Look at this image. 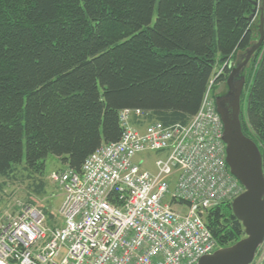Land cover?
Segmentation results:
<instances>
[{"label":"trees","instance_id":"trees-1","mask_svg":"<svg viewBox=\"0 0 264 264\" xmlns=\"http://www.w3.org/2000/svg\"><path fill=\"white\" fill-rule=\"evenodd\" d=\"M254 8L253 0H0V191L21 178L44 194L49 154L80 171L120 138L125 109L136 127L187 124L259 37ZM240 123L264 174V40L249 61ZM201 216L216 248L244 235L230 201Z\"/></svg>","mask_w":264,"mask_h":264},{"label":"built area","instance_id":"built-area-1","mask_svg":"<svg viewBox=\"0 0 264 264\" xmlns=\"http://www.w3.org/2000/svg\"><path fill=\"white\" fill-rule=\"evenodd\" d=\"M131 115L121 111L120 138L90 153L80 171L50 173L63 194L60 226L45 225L43 208L33 204L7 216L0 224V264H194L214 251L201 214L231 201L243 186L225 162L223 124L209 89L185 125L138 128ZM145 151L167 154L156 161L155 174L143 160L134 162ZM174 172L171 201L186 205V213L164 201ZM249 264H264V239Z\"/></svg>","mask_w":264,"mask_h":264},{"label":"water","instance_id":"water-1","mask_svg":"<svg viewBox=\"0 0 264 264\" xmlns=\"http://www.w3.org/2000/svg\"><path fill=\"white\" fill-rule=\"evenodd\" d=\"M254 13L259 10V37L239 51L226 79L213 94L216 111L222 124L225 143V162L230 173L244 190L232 199L233 215L241 222L243 237L203 255L194 264H249L264 239V174L262 155L257 144L241 129V94L249 61L264 40V17L261 0H253Z\"/></svg>","mask_w":264,"mask_h":264},{"label":"rangeland","instance_id":"rangeland-1","mask_svg":"<svg viewBox=\"0 0 264 264\" xmlns=\"http://www.w3.org/2000/svg\"><path fill=\"white\" fill-rule=\"evenodd\" d=\"M211 83H213V81H211ZM219 87H217L216 89H218ZM216 89H212V94L215 93ZM166 155L167 154L165 151H145L136 154L133 159L134 162L143 160L142 167L148 172L155 174L156 161L158 159H165ZM24 161L25 151L23 149L21 165L24 164ZM63 166L64 163L59 158L52 154L47 155L44 164L47 187L45 193L40 196H35V194L32 193L30 187H28V180L23 181V183L21 182V178L9 181V183L3 188V190L0 191V224L6 221L7 216L19 211L23 205L33 204L38 207L40 206L46 208L48 213H51L50 221L53 222L52 224H49L47 223L48 219H46L45 225L60 226L62 224V219L60 217L59 209L63 201V194L62 191L55 185V183L52 182L49 175L52 171H55ZM169 179V193L164 198V201L171 203V206L176 210H180L181 213H186V205L178 203L174 205L171 201V192L175 188V183L178 179V172H174L169 177ZM60 253L63 254L64 251L60 250Z\"/></svg>","mask_w":264,"mask_h":264},{"label":"crops","instance_id":"crops-1","mask_svg":"<svg viewBox=\"0 0 264 264\" xmlns=\"http://www.w3.org/2000/svg\"><path fill=\"white\" fill-rule=\"evenodd\" d=\"M131 123V122H130ZM133 125V124H132ZM135 126V125H134ZM144 126V125H143ZM143 126H141V127H143ZM141 127H138V128H141Z\"/></svg>","mask_w":264,"mask_h":264}]
</instances>
